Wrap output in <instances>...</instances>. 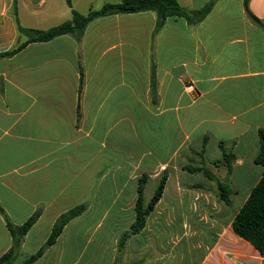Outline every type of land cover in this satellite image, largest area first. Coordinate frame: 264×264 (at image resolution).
<instances>
[{
    "label": "crops",
    "instance_id": "obj_1",
    "mask_svg": "<svg viewBox=\"0 0 264 264\" xmlns=\"http://www.w3.org/2000/svg\"><path fill=\"white\" fill-rule=\"evenodd\" d=\"M200 9L210 0H178ZM115 0H72L86 15ZM117 3V2H116ZM250 12L264 25V0ZM72 18L66 0H0V53ZM153 12L91 21L0 58V259L10 230L38 218L4 264H262L232 228L264 174V28L244 0H219L198 25ZM82 79V80H81ZM204 170H207V174ZM145 227L136 222L142 187ZM145 180L143 186L141 181ZM226 195L230 203L219 197Z\"/></svg>",
    "mask_w": 264,
    "mask_h": 264
},
{
    "label": "trees",
    "instance_id": "obj_2",
    "mask_svg": "<svg viewBox=\"0 0 264 264\" xmlns=\"http://www.w3.org/2000/svg\"><path fill=\"white\" fill-rule=\"evenodd\" d=\"M66 1L69 7L72 8V18L70 20L46 30L24 28L19 25V32L28 38L27 41L8 52L0 53V58L13 56L30 43L47 42L63 35H71L78 41H81L86 27L91 21L100 17L111 15L153 12L156 14L157 18L155 34L163 28L167 19L170 17L184 18L189 26H195L201 23L209 15L219 0H210L204 7L196 10L184 8L178 0H119L117 3H108L99 10H91L86 15H83L73 9L72 0ZM250 1L251 0H244L248 17L253 23L264 28L262 21L250 12ZM260 141L261 149L256 162L264 167L263 131L260 132ZM204 171L209 174L207 170ZM166 180V176H163L160 179L157 190L147 206L144 203L142 187H140V196L136 205V222L132 226L131 230L121 237L120 248L124 247V242L128 237L133 234H137L144 229L148 216L162 197ZM144 183L145 180H142L141 186H143ZM219 200L225 204L230 203V198L226 195L219 197ZM84 210L85 206L82 205L63 214L54 225L51 236L49 237L45 248L55 243L59 235L62 233L65 225L72 219L81 215ZM38 215V213L34 215L21 227H13L11 225L9 226L14 237V248L0 259V264H4L12 259L14 255V249L19 246L21 239L34 225ZM232 228L239 237L250 242L260 252L263 258L262 264H264V174L260 182L253 189L251 195L246 200L245 204L234 217ZM45 248H43L36 255L30 257L27 261H25L24 264H31L33 261L38 259L42 255ZM10 264H12V262Z\"/></svg>",
    "mask_w": 264,
    "mask_h": 264
},
{
    "label": "rangeland",
    "instance_id": "obj_3",
    "mask_svg": "<svg viewBox=\"0 0 264 264\" xmlns=\"http://www.w3.org/2000/svg\"><path fill=\"white\" fill-rule=\"evenodd\" d=\"M67 2V1H66ZM116 2H119V0H115V2L114 3H116Z\"/></svg>",
    "mask_w": 264,
    "mask_h": 264
}]
</instances>
